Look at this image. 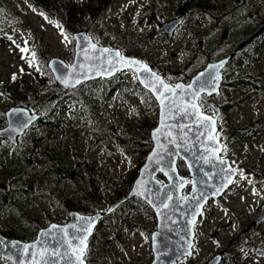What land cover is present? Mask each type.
<instances>
[{
	"label": "rangeland",
	"instance_id": "rangeland-1",
	"mask_svg": "<svg viewBox=\"0 0 264 264\" xmlns=\"http://www.w3.org/2000/svg\"><path fill=\"white\" fill-rule=\"evenodd\" d=\"M5 1L4 19L8 20L0 25L2 112L13 107L12 99L3 91L13 77L24 82V88L42 78L47 86L53 78L48 77L50 72L43 65L45 57L59 58L68 66L74 57L73 35L59 30L69 0H48L49 7L42 0ZM71 1L79 7H94L96 17L87 14L84 24L96 44L123 56L127 51L128 57L137 58L136 53L146 56L152 69L169 85L187 83L208 63L219 61L233 45L245 44V50L225 71L219 95L201 100L207 114L212 112L210 103L220 108L222 156L241 172L222 198L205 207L195 228L192 257L182 264H206L216 255L222 257L220 264H264V222L249 229L264 204V44L257 51L259 61L249 65L250 61L241 60L243 53L253 48L245 41L250 44L259 37L256 30L262 29L264 0H173L166 5L161 0ZM178 18L183 22L169 39L160 27ZM249 33L251 37H246ZM248 74L258 80L259 88L257 95L245 102L228 85ZM110 80L119 88L103 99L99 81L89 92L77 90L75 98L93 108L90 119L74 106L54 111L53 102L59 93L45 105L50 113L40 115L47 116L45 121L50 124L46 123L43 148L34 146L32 131L16 146L1 144L0 230H12V237L24 232L25 238L33 241L40 229L65 223L76 207H98L86 214L93 215L128 194L137 178L139 161L151 151L150 132L157 126L158 106L150 94L136 87L139 85L133 73ZM29 101L24 98L22 103ZM31 102L35 105L31 110L36 111L38 104ZM39 149H45V154L34 164L36 173L24 172L26 152L31 156ZM68 201L71 207L76 205L73 210ZM29 212L34 218L27 222ZM103 221L95 228L92 252L85 256L88 264L151 263L150 236L156 222L147 205L133 199ZM0 264L8 263L0 260Z\"/></svg>",
	"mask_w": 264,
	"mask_h": 264
},
{
	"label": "water",
	"instance_id": "water-1",
	"mask_svg": "<svg viewBox=\"0 0 264 264\" xmlns=\"http://www.w3.org/2000/svg\"><path fill=\"white\" fill-rule=\"evenodd\" d=\"M181 21L166 23L160 30L170 39ZM73 38L71 65L59 58L48 63L56 84L69 92L85 83L108 80L120 72L134 73L138 84L152 95L158 106L157 126L150 132L152 148L125 199L94 215L71 212L67 223L50 224L39 230L30 243L8 240L0 235V259L11 264H86L84 255L88 241L98 223L121 204L138 198L151 208L156 219V230L150 240L151 264H181L192 257L194 229L204 207L210 200L219 199L240 174L228 159L220 158L223 145L217 136L219 108L210 104L216 111L212 118L203 113L198 104L203 95H219L222 72L233 54L208 64L189 84L178 83L173 87L148 65L121 56L117 50L99 47L85 32L75 33ZM193 104L197 107L193 108ZM4 117L6 126L0 129V143L7 141L16 145L18 138L39 120L40 115L23 107H11ZM178 161L183 163L188 176L179 175ZM158 175L165 183L156 179ZM187 187L190 191L183 196ZM161 203L168 207H161ZM263 221L264 205L249 229ZM54 249L59 255H54ZM220 261L218 255L206 264H219Z\"/></svg>",
	"mask_w": 264,
	"mask_h": 264
},
{
	"label": "trees",
	"instance_id": "trees-1",
	"mask_svg": "<svg viewBox=\"0 0 264 264\" xmlns=\"http://www.w3.org/2000/svg\"><path fill=\"white\" fill-rule=\"evenodd\" d=\"M172 1L173 0H161V4L166 5L168 2H172ZM183 1H185V0H183ZM6 3H7V1L0 0V25H1V22L3 20H6V21L8 20V18L4 19V14L6 13V10H4V7H5ZM42 3L46 4V6L49 7L48 0H42ZM67 6H69L68 9H67ZM71 7H73V9L70 11ZM91 8H93V9H91ZM93 11H94V7H92V5L89 7H87V6L86 7H79L78 3L69 0L66 4V7L63 10V21L61 23L59 21L57 22V24L60 23L59 30L61 29L63 34L69 33V34L73 35L75 33L83 32V31L90 34L89 27H85L84 23L86 22L87 14H89V18H95L96 17V12L93 13ZM88 21H90V20L88 19ZM261 27H262L261 30H258V29L256 30L257 33L261 32L263 30L264 21L260 23L259 28H261ZM254 32L255 31H252V33H254ZM248 36L251 37V33H249L246 37H248ZM263 41H264V30L259 34L258 38L254 39L253 41L250 42V44L248 46L249 47L252 46L253 48H249V50L247 51L249 53V55L247 52H245V54H243V58L241 60L245 59L246 62L250 61L249 65L253 64L254 62L259 61L260 60V52H257V51L261 49L260 46H262L264 44ZM255 46H257V47H255ZM129 54H130V52L127 51L126 55L129 56ZM135 55L137 56V58L139 60L146 62L149 66H152L151 60L147 59L146 56L140 55L139 53H136ZM238 56H240V53ZM238 56H237V58H238ZM50 60H51V58L45 57V59L43 61L44 62L43 65L46 66L47 69H48V63ZM245 68H247V66ZM248 69L250 71L254 70V68H251V67H248ZM48 71L50 72L49 69H48ZM123 74H117L112 79H116L118 77H121V76H123ZM47 75L49 78H53V75L51 72L47 73ZM43 79L44 78H42L40 81H31L28 84V88L23 87L24 82H22L20 79H14L10 82L11 85L4 84L3 91L7 95V98L9 100L12 99V106H18V105H19V107L23 106V107L27 108L28 110H30L31 112H35V113H42V112L50 113V111L45 110L44 107L48 102L52 101L53 97L57 93H59L60 95L58 97H55V101L53 102V110L54 111H57L66 105H68V107H67V109L69 108L68 110H70L74 106L77 108L78 112H80V113L83 112L86 119H90L91 113H93L92 112L93 108L90 107L89 104H85L83 101H81V99L79 100V98H75V95L78 94L77 90L85 89L86 91L89 92V90L92 87H96L95 85H97V84H95V83L97 81H99V83H102V88L100 89V91H101L100 98L103 99L106 97V94L109 91H112L114 89L119 88V86L113 87V86H116V84L115 83L110 84L111 80L105 81L103 79H100V80H97L94 82L82 84L77 89L73 90L72 92H66L59 85L56 84V82L54 81V78L52 80V83H50V84H52L51 87L49 86L50 84H47V86H45L44 85L45 83L43 84V81H42ZM12 84H13V86H12ZM228 86L234 87V89L237 91L238 97L243 98L242 100H244L245 102L249 98L255 97L257 95L255 90H257L259 88L258 80L253 78V76H251L249 74L247 75V77H240V79L232 81V83H230V85H228ZM136 87H138V86H136ZM250 87H253V88H250ZM139 90H140V88H139ZM140 91H142V90H140ZM249 91H250V93H249ZM24 98H26L27 100H30L25 105H24V103H22V100ZM41 98H43L41 101H37ZM31 101H34L35 104L36 103L38 104L37 108L35 109L36 111L31 110V108L35 106L34 104H32L33 102H31ZM68 110H66V111L68 112ZM46 119H47V116L41 117L37 121V123L32 125V127L24 135L25 137H27L26 135L30 131H32L34 136H35V140H36L34 146H38L40 148H43L45 143H46L45 142V133L47 130L46 123L50 124V122L45 121ZM50 121H51V119H50ZM4 126H5L4 112L0 111V129L3 128ZM145 134L148 135V132L146 133V130H145ZM148 140L149 139L147 138V142H148ZM150 147H152L151 142L148 145V151H149ZM43 154H45V149H41V150L39 149V152L33 153L31 156H28L29 154L26 152L25 158L22 160V165L24 166L23 171L24 172L26 171L28 173L32 171V174H35L36 173L35 172L36 166L34 164H35V162H37L39 160H43V158H44ZM145 157H143V159H141V161H139V165H138L139 168H140V166L143 165V163L145 161ZM185 171L186 170H185L183 164L180 163L179 173L181 175H186ZM16 173H18V172H16ZM16 175H18V174H16ZM11 179H12V177L7 178V180H8L7 183H10ZM130 185H131V183H130ZM1 191H3V190H1ZM92 193H94V192H90V194H92ZM68 204L70 206V210H73V208L76 207V205H73L74 207H71L70 201H68ZM75 210L80 211L83 214H90L93 211H97L98 207H95V206L86 207L85 205H82L79 208L76 207ZM25 212H27V210H25ZM30 218H34V217H32V213L29 212V216L28 215L25 216V219H27L26 221L29 222V221H31ZM36 222L39 223L38 221H33V223H36ZM24 224H25V221H24ZM24 224L21 223L20 228H23L22 226H25ZM102 224H104V221H102L99 226H101ZM4 229L6 231L0 230V233L4 237H6L7 239H14V240H19V241H23V242L24 241H31V240H29V239L27 240L25 238L24 232H20L19 235L12 237V236H10V234H14L12 232V230L8 231L7 228H4ZM18 230H20V229H18ZM92 243H93V241L91 238V240L89 242V248H91V249H88V254L90 252H92V247H93ZM6 263H8V262H6Z\"/></svg>",
	"mask_w": 264,
	"mask_h": 264
},
{
	"label": "flooded vegetation",
	"instance_id": "flooded-vegetation-1",
	"mask_svg": "<svg viewBox=\"0 0 264 264\" xmlns=\"http://www.w3.org/2000/svg\"><path fill=\"white\" fill-rule=\"evenodd\" d=\"M254 34H255V33H254ZM254 34H253V35H254ZM254 36H255V35H254ZM245 43H246V45L249 44V42H246V41H245ZM240 46H241V47H240ZM240 46L233 45V46L227 51L226 54L220 56V58H218V59H223V58L227 57L228 55L233 54L232 60H236V58H237V56L239 55V53H240V52H243V51L245 50V44H241ZM243 54H245V52H244ZM210 114L214 115L213 111L210 112ZM222 118H223V115L221 114V118L219 119V122L222 120ZM3 143H5V142H3ZM0 148H1V145H0Z\"/></svg>",
	"mask_w": 264,
	"mask_h": 264
},
{
	"label": "snow or ice",
	"instance_id": "snow-or-ice-1",
	"mask_svg": "<svg viewBox=\"0 0 264 264\" xmlns=\"http://www.w3.org/2000/svg\"><path fill=\"white\" fill-rule=\"evenodd\" d=\"M104 51H108V50L105 49ZM117 55H119V53H117ZM13 79H15V77H13ZM77 82H79V81H77ZM65 83H67V81H65ZM177 87H180V86L177 85ZM194 98H195V97H194ZM192 107H193V108H196L197 105L193 104ZM221 163H223V162L221 161ZM217 191H219V189H217ZM169 199H170V197H169ZM161 207L167 208L168 205H167V204H164V203H161ZM54 227H55V226H54ZM73 227H75V226L73 225ZM81 242H83V241H81ZM53 253H54V255H59L58 253H56L55 249L53 250Z\"/></svg>",
	"mask_w": 264,
	"mask_h": 264
}]
</instances>
